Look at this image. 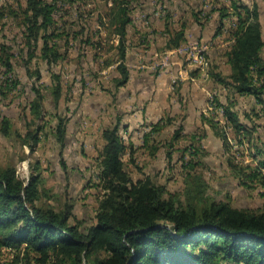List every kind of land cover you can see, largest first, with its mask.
<instances>
[{"label": "trees", "instance_id": "1", "mask_svg": "<svg viewBox=\"0 0 264 264\" xmlns=\"http://www.w3.org/2000/svg\"><path fill=\"white\" fill-rule=\"evenodd\" d=\"M1 1L0 24L7 16L20 20L29 63L37 53L49 67L62 59L54 43L60 38L54 29L58 0H24L15 9ZM225 18L233 21L226 40L231 42L226 52L230 74L209 75L215 84L222 85L230 93L253 96L262 105L264 40L258 6L250 7L233 0L220 18L223 31ZM132 22L127 0H112L109 27L111 35L116 37V45H113L117 56L114 64L119 75L113 79L116 88L123 87L129 79L127 35ZM185 29L182 26L168 34L164 50L172 51L184 44ZM10 52L11 48L0 46V67L5 76H10L5 80L7 89L16 90L19 82L10 79L13 74ZM199 71L195 68L190 74L194 76ZM30 73L40 82L39 71ZM51 81L49 87H31L34 97L29 106L33 119L41 118L43 91L51 95L54 105L62 97L59 75L52 73ZM209 105L207 111H212L211 116L202 114L200 120L221 140L230 175L243 188L260 189L264 200V159L258 160L254 168L244 165L230 146L228 131L234 140L241 135L250 137V131L233 111L234 102L223 104L213 97ZM217 109L221 111L218 114L224 124L213 117ZM170 121L160 119L143 134L139 148L150 158H154L161 147L156 135ZM67 122L66 118L58 116L52 128V137L60 146V153L66 144ZM33 124L29 121L25 134L18 135L22 145L30 149L41 141L46 127L31 129ZM120 124L117 119L101 133L103 145L97 159L94 185L98 191L96 211L90 225L71 222V205L57 208L49 203L40 175L30 174L27 180L20 177L21 162L0 166V250H10L14 256L7 264H264V208H236L228 202L215 201L208 194L210 186L202 174L201 159L207 154L201 145L206 134L204 128L189 135H182V129L172 134L170 141H190L180 150L183 189L175 193L149 176L133 181L123 158L127 155L128 162L133 163L135 149L121 136ZM11 128L9 119L2 117V135L9 136ZM165 154L169 165L173 154L167 148ZM260 155L262 152L258 150L253 156L257 159Z\"/></svg>", "mask_w": 264, "mask_h": 264}, {"label": "rangeland", "instance_id": "2", "mask_svg": "<svg viewBox=\"0 0 264 264\" xmlns=\"http://www.w3.org/2000/svg\"><path fill=\"white\" fill-rule=\"evenodd\" d=\"M232 1L127 0L129 15L133 21L127 35L126 65L129 73L134 75L139 72H150L159 75L165 69L176 66L177 70L172 78L175 82L171 81L174 91L178 81L183 77L180 70L187 68L186 70L190 72L195 69L189 68L190 61L184 53L185 48L194 45L203 51V63L205 65L208 63L209 72L217 74L221 67L220 58L227 48L221 52L218 45L214 44V40L226 41L230 35L227 30L233 26L232 19H224L223 31L220 18ZM237 1L250 7L253 4L258 6L264 40V0ZM1 2L8 8L15 9L17 4L24 3V0ZM58 8L54 15V29L60 38L54 43L62 59L51 67L39 58V53L30 63L28 62L20 20L7 16L0 24V46L11 48L10 53L13 55V74L10 79L19 82L16 90H8L5 80L10 76H5L3 68L0 67V121L2 117H6L12 125L9 136L6 137L0 132V166L6 167L21 162L20 177L27 180L30 174L40 175L44 179L42 187L47 192L49 203L57 208H62L65 204L71 205L73 219L71 222L82 221L90 225L96 211L98 191L94 185L98 173L97 159L103 145L101 132L113 123L116 117H114L116 108L113 105L118 101L115 98L117 92L113 81L119 77L114 64L117 58L113 49L116 37L111 35L112 30L109 27L112 0H58ZM193 24L198 28H192ZM182 26L186 28V42L179 47L183 53L164 50L168 34ZM206 26L209 33L205 42H201L199 37L194 36V30L200 29L202 32ZM22 49L25 50L22 52ZM262 58L264 59V49ZM32 71L40 72V82H37L30 73ZM52 73L60 77L62 97L58 104L54 105L51 95L43 91L45 99L41 118L33 119L29 106L30 100L34 97L31 87L51 86ZM211 80L213 81L212 78ZM225 91L228 93L225 96L226 103L234 102L233 111L250 131L249 139L241 135L236 140L231 131H228L230 146L237 159L244 165L257 167L258 160L264 159V104L257 103L253 96H249L254 102H247L244 99L242 105L228 89L225 88ZM209 95L212 100L213 97L218 98V94ZM262 99L264 102V92ZM93 103L98 104L96 108L91 106ZM218 111L220 110H215L213 117L224 124ZM211 112L207 111V115ZM58 116L68 120L66 144L61 153L60 146L52 137V128ZM168 119L166 116L163 118L165 121ZM29 121L34 122L31 129L46 125L41 141L32 149L23 146L18 137L25 134ZM148 130V128L142 130L139 137L140 131H134L132 134L138 138H133V141H126L128 136L120 131L126 144L134 145L133 163L128 162L127 155L123 158L133 181L149 176L155 182L165 185L168 191L181 193L183 175L179 161L180 150L188 146L190 141H170L172 133L164 129L156 135L157 143L161 147L156 156L150 158L144 149L139 148L142 143L141 136ZM238 141H242L241 144H237ZM169 143L172 146L168 145ZM201 143L207 153L201 159L204 164L202 174L210 186L208 194L215 201L228 202L236 208L263 209L264 200L260 196V189L243 188L230 175L223 147L217 141L204 140ZM166 148L173 154L169 165L166 162ZM258 150L262 155L256 159L253 155ZM13 257L10 250H0V264L11 262Z\"/></svg>", "mask_w": 264, "mask_h": 264}, {"label": "crops", "instance_id": "3", "mask_svg": "<svg viewBox=\"0 0 264 264\" xmlns=\"http://www.w3.org/2000/svg\"><path fill=\"white\" fill-rule=\"evenodd\" d=\"M207 27L202 32H200V29L194 30V36L199 37L201 42H205L207 39V34L209 33ZM192 28L198 27L193 24ZM189 33L192 34V31ZM230 43V41L214 40V44L218 45V50L221 52L227 48L223 57L220 58L221 67L217 71L222 76L230 74L226 63V52ZM207 66L208 63L206 65L203 64L201 67L189 64V68L199 67L201 70L194 76L186 70L187 68L180 70V74L183 77L178 81L174 91H172L171 81L177 70L176 66L165 69L159 75H153L150 72H139L134 75L129 73L127 83L123 87H115V91L117 92L115 98L118 101L113 105L116 108V114L114 115L116 117L113 123L117 119L120 120V129L128 136L126 141H133V138H138L142 130L149 129L151 124L166 116L171 121L165 130L167 129L172 134L175 130L182 129V135H189L199 128H204L206 134L202 141H217L222 146L221 140L213 134L207 125H203L200 120L202 114L207 115L210 99L209 93L218 94L217 97L223 104L226 103L225 96L228 95L225 88H222L211 80ZM183 71L186 73H183ZM215 88L218 89L213 92L212 90ZM234 98L238 102H241V104L244 99L247 102L253 101L252 97L249 96L241 97L234 95ZM97 105V103H93L91 106L96 108ZM134 131H140L138 137L132 134Z\"/></svg>", "mask_w": 264, "mask_h": 264}, {"label": "built area", "instance_id": "4", "mask_svg": "<svg viewBox=\"0 0 264 264\" xmlns=\"http://www.w3.org/2000/svg\"><path fill=\"white\" fill-rule=\"evenodd\" d=\"M188 48H189V55L186 57H187V60L190 61V64L193 65V59H201V57L204 56L203 51L198 50L194 45L189 46ZM196 68H199V67H196ZM172 81H173V83L175 82L174 79ZM211 100H212V97H210V99H209V104H211ZM220 113H221V111H220Z\"/></svg>", "mask_w": 264, "mask_h": 264}, {"label": "bare ground", "instance_id": "5", "mask_svg": "<svg viewBox=\"0 0 264 264\" xmlns=\"http://www.w3.org/2000/svg\"><path fill=\"white\" fill-rule=\"evenodd\" d=\"M186 51H184L185 55L188 56L189 55V48H185ZM174 52H178L179 54L180 53H183V51L180 49V48H177V49H174L172 50L171 53H174ZM183 55V54H182ZM170 56V55H169ZM168 58V57H167ZM203 59H204V56L201 57V59H193V64L195 66H199L201 67L204 63H203Z\"/></svg>", "mask_w": 264, "mask_h": 264}]
</instances>
